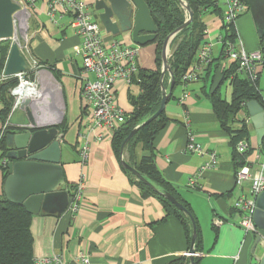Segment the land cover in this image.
<instances>
[{
  "label": "crops",
  "instance_id": "1",
  "mask_svg": "<svg viewBox=\"0 0 264 264\" xmlns=\"http://www.w3.org/2000/svg\"><path fill=\"white\" fill-rule=\"evenodd\" d=\"M84 1L92 8L93 0ZM46 9V2L42 1L33 11L31 46L41 62L56 70L59 80L46 66L39 81L44 98L32 113L40 127H57L67 121L61 155L65 184L60 189L72 197L70 187L81 185L83 205L75 215L69 211V205L62 214L54 211L33 216L34 260L61 255L68 264H78V254L84 253L89 256L91 264H169L175 259L188 257L191 242L182 223L175 216L166 217L157 198L142 197L132 178L124 171L121 158L118 159L113 151V138L93 143L89 159L82 161L80 149L84 141L79 135L84 117L80 89L82 78L94 81L95 76L84 73L82 62L76 55L79 37L68 23L52 26ZM202 20L206 26L204 43H216L218 36L224 33L221 16L208 13ZM103 33L107 40L135 45L127 36L113 37L104 29ZM156 60L157 45L154 42L139 47V69L156 70ZM212 61L211 69L202 70L197 81L178 86L171 92L170 87L167 89L172 98L170 96L165 110L168 122L154 140L156 164L163 177L177 187L181 199L190 206L198 222L202 235L201 249L196 254L198 264H251L253 235L237 225L241 216L234 209L239 198L251 196V181L238 182L239 168L230 137L221 128L208 98L220 83L221 93L227 87L225 99L229 101L231 98L230 83L228 80L223 82L224 73L231 64L222 45L213 47ZM116 87L118 103L130 113L129 96L139 95V87L122 81ZM259 87L264 90V77ZM185 94L188 97L182 102ZM20 111L27 116L24 109ZM19 120H23V116L20 115ZM11 121L8 118L9 127L27 123L12 124ZM241 122L247 124L250 133L248 162L254 173L264 163V155L257 140L256 126L246 108L238 114L234 128H239ZM4 126L0 119V131ZM188 130L195 135V141L202 149L218 153L217 165L201 173L195 189L187 187L188 180L209 158L186 153ZM3 187L0 172V191ZM215 219L224 223L215 227Z\"/></svg>",
  "mask_w": 264,
  "mask_h": 264
},
{
  "label": "trees",
  "instance_id": "2",
  "mask_svg": "<svg viewBox=\"0 0 264 264\" xmlns=\"http://www.w3.org/2000/svg\"><path fill=\"white\" fill-rule=\"evenodd\" d=\"M144 1L158 27L157 37L154 41V44L157 45V68L154 71L139 69L138 73L132 78V84L139 87L140 93L137 96H129L132 111L127 113L124 123H122L121 127L113 136L112 148L118 159L122 156L121 148L129 134L159 110L162 100V88L167 90L171 85L168 73L164 77L162 74L163 45L166 39L182 27L188 19V13L184 10L180 0ZM184 1L190 6L194 15L192 22L177 34L170 45L171 56L168 63L174 78L172 91L178 86L184 85L183 76L196 62L198 51L205 42L206 26L202 18L208 13H217L221 18L223 15V10L216 5V0ZM236 36L237 28L236 26H232L229 32H227L226 38L235 40ZM9 48L10 43L8 41L0 43V71L5 65ZM261 52L264 54V36L261 39ZM42 64L45 67L47 66L54 77L59 80L58 73L51 65H47L44 62ZM212 65L213 61L206 69L210 70ZM227 80L232 90L229 101L221 93V83L208 95V98L211 101L221 128L230 137V145L234 151V160L240 169L245 165H250L248 162L250 151H246V153L241 155L237 151V145L241 141H248L250 133L245 122H241L240 127L237 129L234 128V123L236 122L238 114L245 110L246 104L250 101H257L264 110V90H260L258 83H253L238 75L237 65L235 64H232L229 70L224 73L223 82ZM14 84L15 80H11L0 88L1 100L4 106L0 113L3 126L8 121L13 105V99L10 97L8 89ZM86 115L87 112L83 110L82 118ZM167 122L166 113L163 112L151 123L140 128L125 146L123 160L138 171L159 192L172 195L191 213L196 223L195 249L198 252L201 249L202 243V235L198 222L190 206L181 199L177 187L163 177L156 164L157 153L154 148V140L166 126ZM57 129L62 134H65L68 129L67 121L64 120L57 126ZM10 133L11 129L9 126L0 131V172L3 176V183H5L9 175L7 165L4 164V161H6V154L8 152L6 139ZM260 150L264 155V139ZM124 171L132 178V182L138 187L143 198H157L163 206L166 217L175 216L180 220L188 240L191 242L193 236L191 219L162 196V194L155 191L144 180L138 179L126 169ZM70 188L73 191L70 193L74 197L77 186ZM32 220L33 216L22 205L10 203L5 198L3 190L0 191V264H35L33 255L34 239L31 232ZM195 263L198 264L199 259L195 258ZM169 264H189V259L188 257H181L173 260Z\"/></svg>",
  "mask_w": 264,
  "mask_h": 264
},
{
  "label": "built area",
  "instance_id": "3",
  "mask_svg": "<svg viewBox=\"0 0 264 264\" xmlns=\"http://www.w3.org/2000/svg\"><path fill=\"white\" fill-rule=\"evenodd\" d=\"M20 6V11L15 16V31L12 39L8 40L10 48L5 65L0 71V88L11 80L15 84L8 89L13 105L9 118L12 114L22 109L25 103L33 111L44 98V90L40 86L41 72L46 69L39 58L35 55L31 46V32L29 21L32 13L39 2H46V15L50 24L54 27L63 25L66 18L73 33L79 37L80 44L76 49V55L80 58L84 73L93 74L95 80L82 78L80 93L83 101V110L87 112L82 123L80 138L84 144L80 149L83 162L90 156L91 145L102 143L108 138H113L115 132L121 127L126 119L127 112L118 103L116 84L120 81L126 85L132 84V78L139 71L138 55L139 46L124 45L116 40H107L103 33V27L96 20L92 8L84 0H13ZM223 10L222 24L224 33L219 35L216 43L207 42L198 51L197 61L183 76V86L197 81L202 70L212 62V49L216 44L224 47V53L230 64L237 65V74L253 83H260L264 77V54L260 51L246 52L237 29V38H226L232 26L248 12L246 0H216ZM237 28V26H236ZM3 41H0V43ZM13 43H17L28 69L14 76L5 74L9 52ZM170 50V49H169ZM171 56L168 51V60ZM188 97L185 94L182 102ZM3 102L0 95V113L3 110ZM8 126H4L3 130ZM249 148L247 141H241L237 145L239 154H244ZM186 153L209 158L201 170L197 171L187 183V187L195 189L201 173L214 168L218 163L216 151H205L195 141V135L188 130V144ZM7 165V162L4 161ZM251 165H245L237 172L238 182L251 181V196H242L234 205L235 211L241 216L237 224L247 234L253 235L257 227L253 221L255 211V199L264 192V163L256 172H252ZM82 186L79 185L70 204L69 211L75 215L80 212L83 205ZM224 222L215 219L213 224L219 227ZM76 262L78 264H91L90 258L84 253H79ZM35 264H68L61 255L35 260ZM251 264H257L252 259Z\"/></svg>",
  "mask_w": 264,
  "mask_h": 264
},
{
  "label": "water",
  "instance_id": "4",
  "mask_svg": "<svg viewBox=\"0 0 264 264\" xmlns=\"http://www.w3.org/2000/svg\"><path fill=\"white\" fill-rule=\"evenodd\" d=\"M188 13V20L182 27L172 33L164 42L162 49L163 77H170V92L173 89L174 78L168 63V51L171 42L186 28L193 19L190 6L180 0ZM250 9L242 16L236 26L246 52L253 53L261 50V39L264 36V0H246ZM92 8L97 14L98 21L104 31L113 36H127L132 43L143 47L156 40L158 27L153 20L150 10L144 0H93ZM20 6L13 0H0V41L12 39L15 31V16ZM28 69L17 43H13L9 52L5 74L14 76ZM171 96L162 88V100L159 110L142 125L136 127L125 139L121 148V160L124 169L144 180L155 191L154 186L147 182L141 174L123 160L125 146L140 128L151 123L166 110ZM25 103L28 122L24 125L10 126L11 133L7 135L8 152L6 154L7 176L3 192L7 201L22 205L32 216L43 212L64 213L73 202L67 191L60 189L65 184V173L61 164L62 139L64 134L57 127H40L36 123L32 111ZM248 114L257 129V140L262 145L264 139V110L257 101L246 104ZM192 221L193 236L188 253L189 264H196V223L191 213L172 195L159 192ZM253 221L257 232L253 234L252 259L257 264H264V192L255 199Z\"/></svg>",
  "mask_w": 264,
  "mask_h": 264
},
{
  "label": "rangeland",
  "instance_id": "5",
  "mask_svg": "<svg viewBox=\"0 0 264 264\" xmlns=\"http://www.w3.org/2000/svg\"><path fill=\"white\" fill-rule=\"evenodd\" d=\"M185 10V9H184ZM186 11V10H185ZM33 14V13H32ZM188 18H189V16H188ZM188 20V19H187ZM32 21H33V19L31 20V24H32ZM68 21H69V19L68 18H66L65 20H64V23H68ZM29 25H30V21H29ZM171 53V51L169 50V54ZM226 88L227 87H224L223 88V90H222V94L224 95V96H226ZM47 89L48 90H52V88L50 87V86H47ZM228 98H230V95H229V97ZM23 116V120H19V116ZM10 119H12V121H11V123L12 124H20V122H24V121H27L28 122V118H27V116H25V114L22 112V111H20V110H18L17 112H15L14 114H12V116H11V118ZM18 122V123H17Z\"/></svg>",
  "mask_w": 264,
  "mask_h": 264
},
{
  "label": "flooded vegetation",
  "instance_id": "6",
  "mask_svg": "<svg viewBox=\"0 0 264 264\" xmlns=\"http://www.w3.org/2000/svg\"><path fill=\"white\" fill-rule=\"evenodd\" d=\"M92 11H93V14H94V16H95L96 20H98L97 14L95 13V11H94V9H93V8H92Z\"/></svg>",
  "mask_w": 264,
  "mask_h": 264
},
{
  "label": "bare ground",
  "instance_id": "7",
  "mask_svg": "<svg viewBox=\"0 0 264 264\" xmlns=\"http://www.w3.org/2000/svg\"><path fill=\"white\" fill-rule=\"evenodd\" d=\"M42 99H43V97H42ZM40 102H42V100H40Z\"/></svg>",
  "mask_w": 264,
  "mask_h": 264
}]
</instances>
